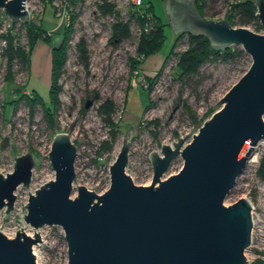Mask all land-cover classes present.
Wrapping results in <instances>:
<instances>
[{
	"label": "water",
	"instance_id": "obj_1",
	"mask_svg": "<svg viewBox=\"0 0 264 264\" xmlns=\"http://www.w3.org/2000/svg\"><path fill=\"white\" fill-rule=\"evenodd\" d=\"M26 1L0 0V10L13 23L27 24ZM252 3L264 27V0ZM166 4L175 35L205 36L217 51L240 46L252 64L202 126L162 145L161 154L150 153L149 185H136L126 173L130 141L124 137L109 167V189L99 195L78 186L72 197L77 147L67 133L53 137L48 159L55 179L29 193L22 208L35 230L63 229L67 264H249L251 204L240 198L226 206L225 200L264 140V34L203 17L195 0ZM13 158V172L0 173V210L6 208L7 215L14 209L15 191L30 186L36 166L31 153ZM177 158L182 168L164 178ZM40 242L37 231L29 236L18 230L13 238L0 232V264H37L33 248Z\"/></svg>",
	"mask_w": 264,
	"mask_h": 264
},
{
	"label": "rangeland",
	"instance_id": "obj_2",
	"mask_svg": "<svg viewBox=\"0 0 264 264\" xmlns=\"http://www.w3.org/2000/svg\"><path fill=\"white\" fill-rule=\"evenodd\" d=\"M49 1L27 0L25 6L30 11V21L43 25L47 35L52 36V46L61 42L65 29L62 26L69 25L74 19L66 65L58 82L62 90L53 127L44 117L42 107H37L32 113L25 100H19L22 94L29 96L30 91H36L49 101L51 48L39 42L32 55L30 71L20 65L14 66L15 82L12 85L6 79V59L0 57V173L6 175L13 172L14 156L31 153L36 161L30 186L21 185L15 191L14 209L8 215L6 208L0 210V232L13 238L18 230L28 235L37 231L42 241L34 246L37 264H67V242L63 229L60 226H44L35 230L26 223L24 217L27 210L22 208L27 205L30 194H35L43 184L55 179L48 159L53 137L57 133H67L77 147L72 197L77 196L78 186H85L99 195L109 189V167L117 158L124 137L130 141L126 173L136 185H149L153 176L150 153L156 151L161 154L162 145H172L192 128L202 126L214 113L217 101L249 70L252 59L244 51V55L231 60L209 61L196 75L179 79L178 57L173 54L150 90L144 75L153 77L162 69L163 61L177 41L178 35L174 34L171 26L165 27L162 48L144 59L139 74L131 73L130 59L136 57L141 37L137 35L139 23L134 22L133 16L127 12L126 0H111L122 21L129 20L130 37L122 42L112 38L114 17L101 15L98 8L100 0ZM143 1L151 3L155 15L164 23H169L166 0ZM234 1L237 0H220L221 8L218 10L224 12L227 4ZM50 4L57 9L55 16ZM0 16V30L12 32L20 45L27 47L26 32L20 26L22 23H17L13 29V22L4 16L3 10H0ZM258 24L261 29L257 28ZM235 27L264 34V27L259 21ZM81 38L87 43V66L80 59L77 49ZM186 48L187 37H182L173 52L180 53ZM19 88H22L20 94ZM105 99L112 100L116 105L112 119L119 125L120 132L112 150L101 154V142L109 140L110 134V127L98 112L100 103ZM88 102L90 104L86 108ZM186 106L195 116V121ZM211 109L213 113L206 118ZM182 166L183 160L177 158L164 178L176 174ZM241 197V190L235 186L228 194L225 205H232ZM250 254L248 250L245 255L251 260ZM256 261L251 264H259Z\"/></svg>",
	"mask_w": 264,
	"mask_h": 264
},
{
	"label": "trees",
	"instance_id": "obj_3",
	"mask_svg": "<svg viewBox=\"0 0 264 264\" xmlns=\"http://www.w3.org/2000/svg\"><path fill=\"white\" fill-rule=\"evenodd\" d=\"M74 2L75 0H68ZM50 3L53 0L49 1ZM218 0H195V5L200 15L206 18H213L217 14L216 4ZM149 4L148 12L152 14V20L155 24V28L148 34H143L140 38V43L137 48L136 57L130 59L131 63V73H140L141 64L144 59L151 55L156 54L161 48L165 41V27L170 26L169 23H164L159 17L154 13V8L151 3ZM51 5V4H50ZM52 6V5H51ZM229 13L226 15L227 19L234 27L247 26L253 22H257L256 18L257 8L253 5L252 0H237L229 5ZM53 7V6H52ZM98 8L101 15L113 16L114 23L112 24V38L117 39V41L122 42L123 40L130 37V25L129 22H123L119 11L116 9V5L111 2V0H100L98 3ZM54 16L57 13V9L54 8ZM136 20L140 25L145 21L142 17H137ZM74 19L69 25H63L64 33L62 34L61 42L58 46H52V36L47 35V31L44 29L43 25H36L34 21H29L27 24H21L26 32V37L28 40L27 47H23L17 41L16 35L12 32H8L7 38V48L4 52L3 57L6 59L7 63V82L9 84H14L15 78L13 69L14 66L20 65L22 68H26L30 71L31 59L34 50L39 42L46 44L51 48V78H50V99L47 102L44 100L36 91H30V95L22 94L19 100H25L31 112L33 113L37 107H42L44 112V117L47 119L50 127H53V122L55 114L60 106V93L62 88L58 85L59 79L63 73L67 61V51L69 49V41L71 33L73 32ZM16 27L15 23H12V28ZM258 29L262 27L258 24ZM182 37H187V48L180 53H175L174 47L178 45V42ZM77 49L80 59L87 66L88 61V49L87 43L84 38H81L77 43ZM178 57V77L183 79L185 77H190L196 75L200 68L204 66L209 61H214L217 59L231 60L237 56L244 55V50L239 47H230L225 51L214 50L211 46L209 39L205 36H192L187 33H182L177 36V41L170 51L169 55L163 61L162 69L157 71L153 77L144 75L149 81V89L151 90L154 83L157 81L163 67L167 61L172 57V55ZM143 58V60H142ZM130 89V87H129ZM18 90V89H17ZM148 90V91H150ZM19 94L22 92V88H19ZM17 100L16 102H19ZM149 106V105H148ZM146 106V108L148 107ZM188 112L192 115L193 121H195V116H193L190 108L186 106ZM98 112L100 117L103 118L105 123L110 127L109 140H104L101 142L99 151L101 154L109 152L113 148V143L115 142L118 133L120 132L119 125L113 121V116L116 112V105L112 100L105 99L100 103L98 107ZM213 110L211 109L206 113V118L211 116ZM260 175H264V159L261 161ZM262 264L261 261H256Z\"/></svg>",
	"mask_w": 264,
	"mask_h": 264
},
{
	"label": "built area",
	"instance_id": "obj_4",
	"mask_svg": "<svg viewBox=\"0 0 264 264\" xmlns=\"http://www.w3.org/2000/svg\"><path fill=\"white\" fill-rule=\"evenodd\" d=\"M126 2L128 7L127 12L133 16L134 22L137 17L145 19L142 25L138 24V37L153 31L155 24L152 20V14L148 12L149 4L145 3L143 0H126ZM232 3L233 2H231V4ZM220 5L221 2L218 0L215 8L218 10L221 8ZM227 5L228 8L224 12L218 10L216 16L212 19H224L229 13L228 9H230L229 4ZM1 18L2 16H0V22ZM7 33L8 32L0 30V57H3L7 48ZM136 74L138 73L136 72ZM254 151L253 155L247 161L243 173L237 179L236 186L241 190V198L248 199L252 207L251 215L253 227L251 232V245L247 249V252L249 250L251 253V260L248 259V257L246 258L249 264H251L253 260L261 261V263L264 264V175H260L261 161L264 159V140L258 143Z\"/></svg>",
	"mask_w": 264,
	"mask_h": 264
},
{
	"label": "bare ground",
	"instance_id": "obj_5",
	"mask_svg": "<svg viewBox=\"0 0 264 264\" xmlns=\"http://www.w3.org/2000/svg\"><path fill=\"white\" fill-rule=\"evenodd\" d=\"M27 235H28V234H27ZM29 236H32V235L29 234ZM34 253L36 254V252H35V248H34Z\"/></svg>",
	"mask_w": 264,
	"mask_h": 264
}]
</instances>
